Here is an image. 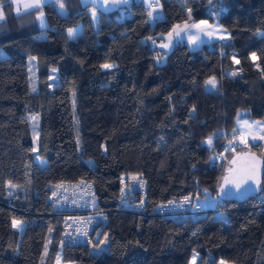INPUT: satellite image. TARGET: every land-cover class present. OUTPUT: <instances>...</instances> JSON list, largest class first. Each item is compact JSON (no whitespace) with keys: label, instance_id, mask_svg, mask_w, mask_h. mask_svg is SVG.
<instances>
[{"label":"trees","instance_id":"obj_1","mask_svg":"<svg viewBox=\"0 0 264 264\" xmlns=\"http://www.w3.org/2000/svg\"><path fill=\"white\" fill-rule=\"evenodd\" d=\"M208 1L157 0L164 19L152 23L144 0H129L113 11L98 10L97 25L91 5L62 0L61 14L59 1L48 2L40 9L48 22L43 39L36 37L40 10L17 16L12 3L3 4L0 264H55L57 258L75 264H190L194 254L197 264H264V183L260 195L221 201L219 212L184 221L157 210L183 196L215 198L228 167L225 157L234 152L230 145L264 159L263 145H240L235 129L241 113L264 122V0H226L218 18ZM216 19L230 39L194 51L186 43L169 53L155 46L178 24ZM213 77L217 87H206ZM32 115L40 119L37 148ZM36 157L47 165L40 167ZM129 175L147 181L143 212L118 209L121 179ZM81 180L94 183L108 217L95 242L108 235L101 255L91 253L92 245L63 241L62 221L53 211L52 187ZM10 183L26 196L9 198Z\"/></svg>","mask_w":264,"mask_h":264},{"label":"built area","instance_id":"obj_2","mask_svg":"<svg viewBox=\"0 0 264 264\" xmlns=\"http://www.w3.org/2000/svg\"><path fill=\"white\" fill-rule=\"evenodd\" d=\"M121 179V197L118 209L140 213L146 205L147 181L143 177ZM142 185V186H141ZM203 194L207 191L201 189ZM187 198V202L186 201ZM51 203L53 211L62 221V239L70 245H93L108 224L107 215L100 209L95 186L90 181L62 182L52 187ZM215 205L210 210L217 211L221 202L214 198ZM200 201L193 196H183L179 200L162 202L158 212L165 217L184 221L202 213ZM204 205V204H203ZM163 206V207H162Z\"/></svg>","mask_w":264,"mask_h":264},{"label":"rangeland","instance_id":"obj_3","mask_svg":"<svg viewBox=\"0 0 264 264\" xmlns=\"http://www.w3.org/2000/svg\"><path fill=\"white\" fill-rule=\"evenodd\" d=\"M8 1L15 2V6H14L15 10L14 11L17 14H19L17 12V8H19V12H20V8H22V7L24 8V10H27V9H25L24 5L28 4V3H32V0H0V5L3 6V4L8 2ZM45 1H47V0H42V2H45ZM151 1L152 0H145V4L149 7ZM226 3H227L226 0H209L208 1L209 11H211L214 14L215 18L216 17L218 18V15L220 14V12L226 10ZM150 8L151 9L149 11L152 12V16L150 17V21L153 23L155 21L157 15H158V13H159V10L156 9L157 6L155 7V5L153 7H150ZM28 9H32V8H28ZM58 10H59V12L61 14H65V7L63 9H60L59 5H58ZM98 10H100V9H97V8H94V9L90 8L89 9V11L92 14V16H93V11H95V16H93V20H94V23L96 25H97V16L96 15L98 13ZM3 12H4V9H3ZM43 21H44V24H43V26H41L40 20L38 19L39 27L42 30L36 36L39 39H43V38H45L47 36L46 28L48 27V22H47L45 14L43 16ZM201 21H206L207 24L211 25L212 27L211 28H207V29H203V30L190 28L188 31L180 32L179 35H176V33H174L172 31L173 30L172 29L168 34L162 36V40L156 42L155 46H157L159 49L164 50L167 53H169V52L172 51V49L174 48V46L176 44L186 43L188 45L189 49L194 51V50L199 49L203 44H208V43H211V42H214V41H218V40H228V39H230L229 31L226 28H224L219 23V21L217 19L214 22H211V21H208V20H201ZM199 22L200 21H193V22H190V23H187V24L191 25V24L199 23ZM184 24H181V26H183ZM175 27L176 26H174L173 28H175ZM78 29H80V27ZM206 32H213V35H211V36L206 35L205 34ZM259 35H264V31L259 32ZM222 36L224 37L223 39L220 38ZM161 45H168V46L167 47H161ZM253 62H255V61L253 60ZM50 80H51V87L53 88L57 84L56 71H54V70L52 71ZM33 87H35V89H36L35 91H33ZM31 89H32L33 93L37 92V85H36V81L34 79V70H33V68H31ZM32 117H37L38 119L37 120H33ZM29 122H30V125H31L32 138H33V141H34V144H35V148H37L38 139H39V131H40V119H39L38 116L32 115L29 118ZM206 144L208 145L207 142H206ZM211 145H209V146H211ZM240 145L244 146V145H248V144L245 143V144H240ZM228 147H229V149H231V151H234V152L229 154V156L225 157L226 160H225V164L224 165H226V166H228V161H229L230 157L232 155H234L235 153H237L238 149L240 150V148H235L236 146H233V145H230ZM35 159H36V162L40 165V167H45L47 165V161L45 159H42V158H39V157H36ZM213 159H218V157L215 156V158H213ZM133 177H138V175H129V176H125L124 178L128 180V179H132ZM263 193H264V187H263ZM26 194L27 193H26L25 189L22 190L21 188H18V187H11L10 188L8 186L9 198H15V197H17V195L26 196ZM217 198H218V196H217ZM197 201H200V202H202L204 204V205L201 204L202 208H200V209L204 210L203 213L210 211L209 208H212L213 205H215L214 198H212L210 196H206V197H204L202 199H198ZM218 208H219V206L217 207V209ZM217 214L221 215L219 213H217ZM105 228H104V230H105ZM17 229L21 230L22 226H20V228H17ZM47 248H48V243H47ZM107 250H108V235H105L103 237V239L99 242V244H93L91 246V253L92 254L101 255V254L107 252ZM193 257H195V264H197L198 257H199L198 254H194ZM40 264H44V260L43 259L41 260ZM55 264H58V260H56ZM59 264H75V263H65L59 258ZM190 264H193V258H192ZM219 264H221V262ZM223 264H231V263L223 262Z\"/></svg>","mask_w":264,"mask_h":264},{"label":"snow or ice","instance_id":"obj_4","mask_svg":"<svg viewBox=\"0 0 264 264\" xmlns=\"http://www.w3.org/2000/svg\"><path fill=\"white\" fill-rule=\"evenodd\" d=\"M85 4H93L94 0H84ZM123 3H127V0H122ZM24 7L27 8H32V9H37L40 10L42 9V0H32V3H28L25 4ZM149 7H153L152 5H149ZM59 8L63 9L64 8V4L62 2V0H59ZM190 11V10H189ZM17 12L19 13V8H17ZM43 16L44 13L42 10H40L39 12V16L37 17L40 20L41 26H43L44 21H43ZM93 16H95V11H93ZM148 16L151 17L152 16V12L149 11L148 12ZM5 14L3 12V6L0 5V21L5 20ZM189 19H191V16L189 15ZM2 26V25H0ZM211 25H208L206 21H200L199 23H194V24H187L185 23L183 26L181 25H176L175 28H173V32L176 33V35H179L180 32L182 31H188L190 28H195V29H199V30H203V29H207V28H211ZM206 35H213V32H206ZM75 35V30L74 29H69L68 30V36L69 37H74ZM221 39H223L224 37H220ZM168 45H161V47H167ZM252 59L255 61L257 59L255 53L252 54ZM236 63H239L238 60L235 61ZM103 68H111L112 65H108V64H104L102 65ZM257 67H259V65H257ZM55 71V70H54ZM232 75H236L235 72L232 73ZM206 87L207 86H211V88L215 89L217 87V81L215 79V77L210 78L209 80H207L205 82ZM35 87H33V91H35ZM33 120H37V117H32ZM238 123H240V121L238 120ZM243 126H247V127H251V125L248 124L247 120H245L243 122ZM261 130H264V128H262ZM264 139V136H260V137H256L253 136V139ZM208 145L212 144V137H209L207 140ZM253 160H255V158H252ZM236 161H232V163H235ZM133 179H136L135 177H133ZM252 182V184L254 185H259L260 184V175H259V161H256L255 164L250 165L247 169H245L242 173H237L236 176H233L232 171H229V175L225 178H223V184L224 185H231L233 188H235L237 193H242V191H247V189L245 188V186L249 185V182ZM142 186V185H141ZM9 187H15L14 185H12L11 183L9 184ZM221 193L223 195H228L229 193H226L224 190V187H221L220 189ZM187 202V198L186 201ZM163 207V206H162ZM21 221L18 220H13V227L15 228H20L21 226ZM106 239V238H105ZM45 254H47V246L45 247ZM58 260V264H59V258H57ZM193 264H195V257H193ZM221 264H223V262H221Z\"/></svg>","mask_w":264,"mask_h":264},{"label":"water","instance_id":"obj_5","mask_svg":"<svg viewBox=\"0 0 264 264\" xmlns=\"http://www.w3.org/2000/svg\"><path fill=\"white\" fill-rule=\"evenodd\" d=\"M163 19H164L163 16L158 18L159 21ZM253 157L255 158V160L252 159ZM234 160L236 162L232 163V161ZM256 161H259L260 184L258 186L252 184V182L250 181L249 185L245 186L247 191H242V193H237L235 188H233L231 185L223 184V178L229 175L230 170L232 171L233 176H236L237 173H242L250 165L255 164ZM263 182H264V159L256 152H252V151L238 152L232 155L228 161V167L226 168L217 189V196L222 201L243 202L254 196L260 195L262 191ZM221 187H224L225 192L229 194L223 195L220 191Z\"/></svg>","mask_w":264,"mask_h":264},{"label":"crops","instance_id":"obj_6","mask_svg":"<svg viewBox=\"0 0 264 264\" xmlns=\"http://www.w3.org/2000/svg\"><path fill=\"white\" fill-rule=\"evenodd\" d=\"M53 1H59V0H47L45 2H42V7L46 3L53 2ZM80 2L83 6L91 5L92 9L97 8V9L108 12V11H113V10L119 9V8L127 5L129 3V0H127V3H123L122 0H94L93 4H87V5L85 4L84 0H80ZM10 3H12L13 11H14L15 10V7H14L15 2L12 1ZM144 3H145V0H144ZM153 4L155 5V7L157 6L156 9L160 11L159 5L157 4V0H152L150 5H153ZM146 7L149 10L151 9L147 5H146ZM33 10H36V9H28L27 8V10H24V8L22 7V8H20L19 14L15 13V11H14V14L18 16V15H21L23 13L31 12ZM159 17H161V13H158L156 19H158ZM1 22H3V21H0V23ZM78 28L79 27L76 28L77 30L75 29L77 32L79 30ZM243 114L244 113H241L239 118H237L235 121V129H236V132L238 134L239 142L241 144H245V143H247V144H250V143L251 144H258V143H261L264 147V139H259V138L253 139V136H256V137L264 136V130H261L262 128H264V122L252 121V120L246 118ZM238 120L240 121V123H238ZM245 120H247L248 124L251 125L250 128L247 126H243V122ZM212 143H213V141H212Z\"/></svg>","mask_w":264,"mask_h":264}]
</instances>
